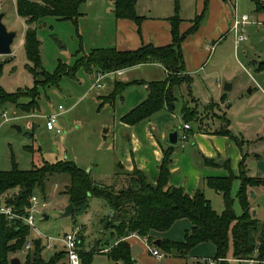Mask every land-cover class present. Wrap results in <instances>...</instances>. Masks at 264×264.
I'll use <instances>...</instances> for the list:
<instances>
[{
	"label": "rangeland",
	"instance_id": "obj_1",
	"mask_svg": "<svg viewBox=\"0 0 264 264\" xmlns=\"http://www.w3.org/2000/svg\"><path fill=\"white\" fill-rule=\"evenodd\" d=\"M192 2V0H139L137 12L141 16L164 15L168 10H172L173 5L176 7L178 4L181 15L186 18L191 13L192 7L189 5L192 6ZM245 2L246 0H241L238 4L240 15L250 13L249 5ZM247 3L252 4V0H247ZM111 10L112 4L109 0H83L80 12L84 15L79 19L78 25L71 20H58L51 16L36 22L44 68L54 73L61 62L75 67L78 58L83 54H89L95 48H106L105 44H110L105 43L106 40H114L116 36L115 17ZM0 12L6 14L3 22L7 28L17 32L12 54L0 55V63H4L0 83L8 92L32 87L34 77L26 68L28 60L24 48L27 28L25 19L17 12L16 0H0ZM245 34L248 39L237 52L233 34L230 33L224 43L229 48L230 58L224 67L226 79L223 77L221 80L224 85L225 82L231 83L232 89L224 91L225 97L215 95V104L211 106L212 99L207 100V97L200 99L198 109L203 113L199 114L198 121L219 120L224 128L226 116L216 106L218 104L226 106L227 118L230 120L229 130L241 140L238 149L246 157V171L251 176L259 174L264 177V70H258L259 64L264 61V24L250 26ZM97 71L96 68L89 71L83 66L79 67L74 76H63L57 87L44 84V79L39 77V81L44 85L40 88L38 110L25 112L17 104L9 102L0 107V170H11L15 163L19 169L29 170L34 164L40 165L44 160L55 163L67 159L88 172L90 170L95 181L108 186L115 183V174L110 172L109 166L113 155L111 144L117 119L114 109L108 107L109 103L101 107L103 102L101 96L108 94V80H104L103 88H93ZM92 74H95L94 78ZM177 98V107H180L187 94L177 91ZM59 106L63 107L61 112ZM4 110H8L9 116L17 117L4 123L1 117ZM54 112H59L55 125L61 130L60 133L48 130L46 126L47 117ZM14 124L21 126L22 131L14 129L12 127ZM192 124L194 127L197 126L196 122ZM107 129L111 131L107 132ZM229 166L227 173L235 175L237 169L234 167V161ZM69 183V175L56 174L49 178L45 194L41 191L35 192L34 195L38 197L36 210L42 211V214L34 212L37 229L43 235L60 237L75 226H80L82 244L80 249L97 252L90 264H113L108 255L103 253L115 243L111 229L106 227L108 216L112 212L111 207L104 199L94 197L89 200L86 210H76L70 217H64L63 213L70 204L69 195L66 193ZM118 185L121 186V183ZM240 185V179L236 176L232 196L237 215L243 213L238 198ZM204 189L212 207L221 213L224 210L222 195L209 186H205ZM15 192L17 189L9 191L7 196L11 197ZM261 194L259 198L252 199L255 206L252 213L258 210V219H264V193ZM44 214L49 216L48 220L44 219ZM187 228L190 227H185L183 222L178 220L172 225L165 239L181 242L185 238ZM30 231L27 241L40 238L44 243L45 239L41 238L35 229L30 228ZM139 242L138 239L131 241L132 256L145 264H158L155 262L156 258L148 253L146 246ZM27 251L29 250L24 247L23 251L12 257H18L23 264ZM55 252L44 250L43 256L49 259ZM208 256H215L213 244L198 245L188 258V264H209L205 259ZM249 260L244 261L246 263H239L229 258L228 264H250ZM173 261L172 264L179 263L177 260Z\"/></svg>",
	"mask_w": 264,
	"mask_h": 264
},
{
	"label": "trees",
	"instance_id": "obj_2",
	"mask_svg": "<svg viewBox=\"0 0 264 264\" xmlns=\"http://www.w3.org/2000/svg\"><path fill=\"white\" fill-rule=\"evenodd\" d=\"M83 0H17V12L25 19L27 28L25 31V54L28 60L26 68L34 77V85L8 92L0 83V107L6 103H15L25 112L38 110L40 104V88L44 84L59 86L63 76H74L79 67H85L91 71L96 68L101 71H117L142 63L158 62L167 70V78L151 81L148 84V97L138 106L125 114L121 121L128 125H136L151 118L154 114L167 108L174 111L176 97L171 94L176 87L186 84L188 94L195 103L190 106L184 103L182 107L183 119L186 123L199 120L198 101L191 93L192 77L186 72L185 58L182 44L185 39L194 34L200 27L204 14L196 16L192 25L181 32V18L178 15L179 5H176V14L170 18L172 43L165 46L146 44L136 50H118L115 47L95 48L89 54H83L78 58L75 67L60 63L54 73L48 72L42 63L41 41L37 36L35 23L45 17H55L58 20H71L76 25L82 16L80 6ZM113 11L117 19H129L135 21L139 27L143 20L137 12L138 0H111ZM4 63H0V77ZM264 69V62L259 70ZM44 79V84L39 81ZM140 84H145L140 81ZM125 83L116 82L115 90L108 99L115 100L126 88ZM27 99L22 102L21 100ZM106 100L101 103V107ZM211 106V105H210ZM226 126L218 134L228 135L238 144L241 140L234 136ZM193 135L189 130V137ZM175 145L164 149V159L160 166V175L156 183H152L146 173L135 168L131 172L123 171L118 164L115 173V183L105 185L95 181L92 174L78 167L67 159L55 163L43 161L29 170H21L17 164L8 171L0 170V195H6L9 191L17 189L11 197L15 198L19 190H24V195L19 200L7 203L14 207L15 211L25 214L30 209L31 197L36 191L43 194L47 190V182L53 175H69L70 183L66 193L70 203L76 210H86L89 200L94 197L104 199L111 210L106 227L111 229L115 243L105 251L113 264H138L132 256V250L127 238L133 233L141 236L148 235L154 240L156 232H165L179 219L188 218L192 226L186 231L185 238L181 242L163 239L160 248L166 253L176 252L185 256L198 244L212 242L216 246L215 259H221L222 264H228V258L239 261L256 259L264 264V219L253 216L250 205V188L264 186V178L251 177L245 170V156L240 164L241 185L238 198L241 202L243 213L237 215L234 210V198L232 196L233 182L236 176L230 173L227 176L208 177L207 185L220 193L223 197L224 210L218 213L211 205L202 189H197L193 195L188 194L183 187L169 185L172 173L170 171L171 156ZM121 183V186L118 184ZM119 186V187H117ZM72 214V215H73ZM30 227L21 219L10 220L5 215H0V264H11L14 254L23 251L27 238L30 235ZM81 239V238H80ZM83 264H90L94 250L80 249ZM109 245V244H108ZM44 243L40 238L33 240V247L27 251L23 264H68L67 254L64 250L56 251L49 259L43 256ZM108 248V246L106 247ZM105 249V248H104Z\"/></svg>",
	"mask_w": 264,
	"mask_h": 264
},
{
	"label": "crops",
	"instance_id": "obj_3",
	"mask_svg": "<svg viewBox=\"0 0 264 264\" xmlns=\"http://www.w3.org/2000/svg\"><path fill=\"white\" fill-rule=\"evenodd\" d=\"M109 1L112 4L111 12L115 17L113 2L111 0ZM192 1V6L189 5L192 7L191 13L185 18L181 15L180 8V10H178V15L181 18L180 30L181 32H185L192 25L196 16L204 14L199 29L194 34L189 35L182 44L186 72L192 77L191 93L198 101L199 108L200 99L203 97H207V100L212 99L210 100V105H214L215 95L220 98L225 97L224 91L232 89L233 85L225 82V85H231L230 89L226 90L225 85L221 80L223 77V79H226L224 67L230 58L229 48L225 46L224 43L228 39L229 34H233L235 50L237 52L242 44L248 39V36L245 34L247 28L255 25L259 26L262 25V23L264 24V0H252V4L247 3L246 0L245 3L249 5L250 13L243 14L249 16V21L242 28L243 33L247 36V39L242 41H238L240 30L236 31L233 27L235 19L242 16L237 9L241 0ZM188 3H190V1ZM233 5L234 8H232ZM176 12V7L173 5L172 10H168L167 14L164 15H142L144 18L140 27L133 20L117 19L115 17V39L110 41L109 39L106 40L105 43L110 44H105L106 46L104 47H115L118 50L124 51L136 50L146 44H154L155 46L168 45L172 43V26L170 18L173 17ZM83 15L84 14L82 13V16ZM261 63L259 64V68ZM97 70L98 69H96V71ZM120 70V73L107 76L103 79L102 83L104 80H108V94L100 95L103 98V101H105L115 90L116 82L125 83L127 85L124 91L119 94L115 100L108 99L105 103H109L108 107L114 109L115 117L117 119L111 144L113 155L109 166L111 167L110 172H114L115 174L118 164H121L123 171L131 172L135 168L140 169L146 173L148 179L152 183H156L159 179L160 166L164 159V149H168L172 145L168 141L169 132L174 128H178L180 133L182 125L186 123L183 119L182 107L186 102L192 107L195 106V103L192 102V99L188 94L187 85L182 84L181 86L176 87L173 91V94L176 97V108L174 111L165 108L154 114L151 118L136 125L125 124L121 121V118L148 97L149 90L147 83L164 80L167 78L168 73L165 67L158 62L142 63ZM92 76L94 78L95 74H92ZM140 81H144L145 84H140ZM104 86V83L101 87H97L93 84V88H103ZM177 91L187 94V98H185L180 107H177ZM216 107L219 110H222L226 119H228L226 106L222 107L218 104ZM216 107L215 110H217ZM215 110L214 112H216ZM199 112L200 114L203 113L202 111ZM203 116L204 115H202V117ZM192 123L193 122H190L189 124L191 125L193 135L189 137L184 146H181L180 144L175 145L169 166L172 173L169 185L183 187L190 195H193L199 188L205 193L204 187L208 186L206 181L208 177L229 175L227 171L232 161H234V167L237 169L235 176L238 177L240 174V164L245 156L243 153L239 152V144L235 139L228 135L218 134L216 132L223 129L219 120L202 119L196 122V127H194ZM229 127L230 120L228 129ZM110 131V129H107V132ZM246 173L248 174L247 171ZM251 177L264 178L259 174H252ZM249 191H254L256 195L255 197L250 196L251 210H253L255 206L252 199L259 198L262 195L261 193H264V186L253 187L250 188ZM255 212L256 214L253 216L257 217L258 210ZM180 220L185 227L191 228L192 223L188 218H182L179 219V221ZM189 229L187 228L185 230V234ZM169 230L165 232H156L154 234L153 242L155 243L158 239L162 242ZM134 239L137 240L138 238L133 236L127 238L131 250V241ZM139 241L140 239H138V242ZM205 243L212 242H204L198 245ZM157 246L161 251L166 253L160 248V245ZM213 246L216 254V246L214 244ZM193 249H191L185 256H181L176 252L166 253V256L163 257L162 260L153 256L149 251L148 253L156 258L155 262L158 264L161 262L172 264L174 262L173 260H177V262H179L178 264H188V258L191 256ZM214 257L215 256H208L205 257V259L209 261V264L210 259L215 260L217 264H220L221 260L217 261ZM135 260L138 264H145L140 259ZM230 260L233 262L246 263L234 258H230ZM226 261L229 262V258Z\"/></svg>",
	"mask_w": 264,
	"mask_h": 264
},
{
	"label": "built area",
	"instance_id": "obj_4",
	"mask_svg": "<svg viewBox=\"0 0 264 264\" xmlns=\"http://www.w3.org/2000/svg\"><path fill=\"white\" fill-rule=\"evenodd\" d=\"M248 21H249L248 15H242L241 17L235 19L233 27L236 31L240 30V33L238 34V41L247 39V36L243 33L242 28L246 23H248ZM120 72H121L120 69L117 71H111V72L98 71L95 77V85L97 87H101L102 81L105 77L112 76ZM62 110H63V107L59 106V112H61ZM59 112H54L47 117L46 126L48 130H52V131L56 130L57 133L61 132V130L56 128V125H55ZM1 117L4 120V123L9 122L10 120L16 118V116L14 117L9 116L8 110L2 111ZM190 129H191V125L189 123H184L182 125L181 131L179 133V144L181 146H184L185 142L188 141ZM31 202H32V205L30 209L28 210V212L25 214H21L15 211L13 206L8 205L6 195H0V215H5L10 220H14V219L23 220L24 223L27 224L30 228L35 229L40 234L39 236L41 238L45 239L44 247L46 251L55 252L59 249H62L67 254L68 264H82V259L80 256L79 246H78V244L80 243L81 227L75 226L70 231L66 232L63 236H60V237H55L51 235H43L37 229L35 225L34 212L37 211L36 207L38 205V197L36 195H33L31 197ZM37 212L39 214H42V211H37ZM130 236L137 237L138 239H140L141 242L146 246L147 250L153 256L159 259H162L163 257L166 256V253L160 251V249L153 242L150 236L148 235L141 236L137 233H133ZM32 247H33V241L28 240L26 242L25 249L30 250ZM249 263L250 264H254V263L260 264L259 261L254 260V259L249 260ZM210 264H217V262L215 260L210 259Z\"/></svg>",
	"mask_w": 264,
	"mask_h": 264
},
{
	"label": "water",
	"instance_id": "obj_5",
	"mask_svg": "<svg viewBox=\"0 0 264 264\" xmlns=\"http://www.w3.org/2000/svg\"><path fill=\"white\" fill-rule=\"evenodd\" d=\"M5 16H6V14L4 12H0V55H11L13 52L12 45L14 43L16 36H17V32L15 30H9L7 28V26L3 22V19ZM230 87H231L230 84L225 85L226 90H229ZM171 94H173L172 91H171ZM12 127L14 129H16L18 132L22 131L21 126H19L17 124H14ZM168 141L172 145H178L179 144V129L178 128H174L173 130H171L169 132ZM89 173H91L90 170H89ZM250 193H251V197L256 196L254 191H251ZM23 195H24V190L21 189V190H19V192L15 198L9 197L8 202L12 203L15 199L19 200L23 197ZM73 212H74V205L72 203H70L66 207L65 212L63 213V216L64 217H70L73 214ZM112 214H113V211L111 212V215ZM255 214H256V212L253 211V215H255ZM44 219L48 220L49 216L47 214H44ZM155 244L160 245L161 240L158 239L157 241H155ZM10 263L11 264H21V261L18 257H12L10 260Z\"/></svg>",
	"mask_w": 264,
	"mask_h": 264
}]
</instances>
